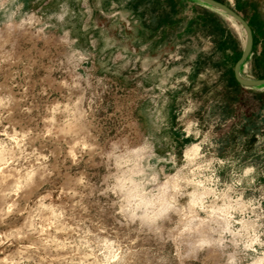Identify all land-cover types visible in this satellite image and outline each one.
Here are the masks:
<instances>
[{
	"label": "rangeland",
	"instance_id": "obj_1",
	"mask_svg": "<svg viewBox=\"0 0 264 264\" xmlns=\"http://www.w3.org/2000/svg\"><path fill=\"white\" fill-rule=\"evenodd\" d=\"M219 1L264 77V0ZM121 2L0 0V264H264V96L234 104L228 28L218 75L216 29L179 26L203 8L176 0L173 46L123 21L168 4Z\"/></svg>",
	"mask_w": 264,
	"mask_h": 264
},
{
	"label": "crops",
	"instance_id": "obj_2",
	"mask_svg": "<svg viewBox=\"0 0 264 264\" xmlns=\"http://www.w3.org/2000/svg\"><path fill=\"white\" fill-rule=\"evenodd\" d=\"M141 0H122L120 7V13L124 14V11L127 9H130L133 12V17L136 16V18H140L141 10L137 8L136 6L138 3H140ZM147 1V0H146ZM158 3H161L163 1V4H168V8L164 9L165 12V18L162 20H153L152 23L149 21H145V19H138V20H129V15L125 16L128 19L124 18V25L126 27L129 26H136V27H153L152 30V37L154 39H157L158 41H162L166 44H172L175 45V42L178 40L180 35L184 32L185 29L192 28V26H200L205 30V32L208 35V32H213L214 29H216L217 34L211 33V41L213 43V46L211 47V51L205 53L206 58H210V67L205 68V71L210 69L211 71L216 72L218 75L225 73L227 69L230 68L229 63V57L226 56V47H225V41H226V35L227 31L226 28H228V35L233 39V43L236 45L232 46V52L231 54H240L241 42H240V36L239 34L235 33L233 30H230V28L226 25L225 21V15L223 12L215 9L214 7H211L207 4H204L202 2H199L197 0H190L192 4L197 5L202 9L201 12H198L195 18H189L188 20L183 21L179 24L181 27V34L177 30L178 27V20L176 18V13L178 11V5L176 0H156ZM160 1V2H159ZM219 1V0H218ZM226 1V0H225ZM149 2V0H148ZM151 3H153V0H150ZM117 6V5H114ZM160 7V6H159ZM116 12V11H115ZM118 12V11H117ZM119 13V12H118ZM112 15V14H111ZM173 17V18H172ZM212 17V18H210ZM172 18V19H171ZM209 36V35H208ZM171 47V45H170ZM236 47V51H234ZM174 47L168 50V53L170 55L172 54H179L181 53L184 57V53L180 50H173ZM204 53V52H203ZM204 54V55H205ZM234 65V64H233ZM214 68V69H213ZM231 72V77L228 80V89L231 91L233 95H235L236 101H234V104L236 102L241 101V99L245 96V94L248 95L249 98L247 100L251 103H254L256 110H259L260 106L262 107L260 103V98L264 96V85L259 87H242L240 86L233 76V66L229 69ZM237 83V84H236ZM243 100V99H242Z\"/></svg>",
	"mask_w": 264,
	"mask_h": 264
},
{
	"label": "water",
	"instance_id": "obj_3",
	"mask_svg": "<svg viewBox=\"0 0 264 264\" xmlns=\"http://www.w3.org/2000/svg\"><path fill=\"white\" fill-rule=\"evenodd\" d=\"M204 4H207L215 9L223 12L224 14L231 17L236 23H238L244 33V43L242 46L241 54L233 65V76L236 82L242 87H259L264 85V78H249L241 74L240 68L246 59L249 58L252 50L253 37L250 26L244 20V18L233 10L230 6L218 0H197Z\"/></svg>",
	"mask_w": 264,
	"mask_h": 264
},
{
	"label": "bare ground",
	"instance_id": "obj_4",
	"mask_svg": "<svg viewBox=\"0 0 264 264\" xmlns=\"http://www.w3.org/2000/svg\"><path fill=\"white\" fill-rule=\"evenodd\" d=\"M231 22H232V24H233V26H235V27H238L237 26V24L232 20V18L230 17V18H228Z\"/></svg>",
	"mask_w": 264,
	"mask_h": 264
},
{
	"label": "trees",
	"instance_id": "obj_5",
	"mask_svg": "<svg viewBox=\"0 0 264 264\" xmlns=\"http://www.w3.org/2000/svg\"><path fill=\"white\" fill-rule=\"evenodd\" d=\"M258 78H264V77H258ZM237 84V83H236Z\"/></svg>",
	"mask_w": 264,
	"mask_h": 264
}]
</instances>
